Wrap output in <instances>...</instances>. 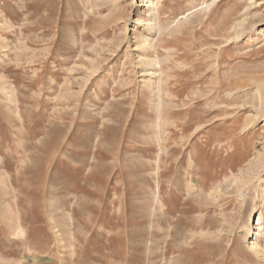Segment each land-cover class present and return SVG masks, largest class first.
Returning <instances> with one entry per match:
<instances>
[{
  "label": "rangeland",
  "instance_id": "rangeland-1",
  "mask_svg": "<svg viewBox=\"0 0 264 264\" xmlns=\"http://www.w3.org/2000/svg\"><path fill=\"white\" fill-rule=\"evenodd\" d=\"M151 1L0 0V264H264V0Z\"/></svg>",
  "mask_w": 264,
  "mask_h": 264
},
{
  "label": "bare ground",
  "instance_id": "bare-ground-1",
  "mask_svg": "<svg viewBox=\"0 0 264 264\" xmlns=\"http://www.w3.org/2000/svg\"><path fill=\"white\" fill-rule=\"evenodd\" d=\"M153 2H154V0H153ZM151 4H152V1L151 0H146V2H145V5H150L151 6ZM144 5V6H145ZM261 219L259 218V220L258 221H260ZM259 223V222H258ZM259 226H260V228L264 231V227H263V225L261 224V223H259Z\"/></svg>",
  "mask_w": 264,
  "mask_h": 264
}]
</instances>
